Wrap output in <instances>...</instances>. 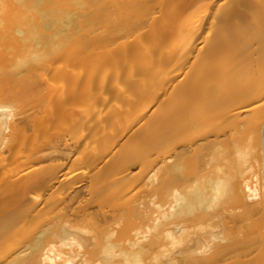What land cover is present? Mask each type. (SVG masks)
I'll list each match as a JSON object with an SVG mask.
<instances>
[{"label": "bare ground", "instance_id": "1", "mask_svg": "<svg viewBox=\"0 0 264 264\" xmlns=\"http://www.w3.org/2000/svg\"><path fill=\"white\" fill-rule=\"evenodd\" d=\"M0 264H264V0H0Z\"/></svg>", "mask_w": 264, "mask_h": 264}]
</instances>
